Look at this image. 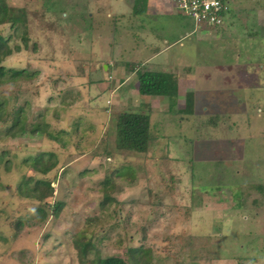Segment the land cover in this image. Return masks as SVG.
I'll list each match as a JSON object with an SVG mask.
<instances>
[{
    "label": "rangeland",
    "instance_id": "rangeland-1",
    "mask_svg": "<svg viewBox=\"0 0 264 264\" xmlns=\"http://www.w3.org/2000/svg\"><path fill=\"white\" fill-rule=\"evenodd\" d=\"M245 1L240 4L249 6ZM3 2L7 21L17 23L6 25L4 35L11 36V48H20L3 66L26 70L29 77L0 85V264L127 261L130 248H142L151 264H264V118H256L259 107L248 101L254 99L249 86L264 84V78L244 75L250 56H259L253 63L264 66L263 43L260 51L252 50L259 41L244 35L241 21L238 37L224 36L232 14L221 27L198 30L193 20L174 13L170 0ZM136 4L142 10L134 14ZM139 23L157 33L150 38L160 53L131 51L143 46ZM236 57L241 62H233ZM233 63L244 72L228 74L226 82L241 90L200 92L201 67ZM103 65L113 73L107 76ZM166 69L174 78L178 71L191 76L184 78L195 89L196 108L191 116L179 114L168 100L167 112L151 116L148 152L118 151V112H144L135 109L138 74ZM125 75L129 83L109 95L105 87L115 90L114 76ZM122 94L129 97L119 105ZM17 117L26 124L24 134L14 127ZM220 118L230 127H222ZM34 124L46 135L29 134ZM48 152L58 158L48 175L27 166V159ZM38 179L51 183L52 197L38 202L18 194V186L32 190ZM105 180L112 201H103ZM37 210L45 214L43 221ZM80 246L87 247L85 256Z\"/></svg>",
    "mask_w": 264,
    "mask_h": 264
},
{
    "label": "trees",
    "instance_id": "trees-1",
    "mask_svg": "<svg viewBox=\"0 0 264 264\" xmlns=\"http://www.w3.org/2000/svg\"><path fill=\"white\" fill-rule=\"evenodd\" d=\"M142 1V0H138ZM136 12H140L139 6L136 4ZM8 11L3 0H0V85L8 81H17L19 79H26L29 77L26 70H14L7 69L3 66V62L10 57L13 52H20L19 47L11 48L9 42L11 36L4 35L6 25L11 28H15L17 23L7 21ZM25 27L24 25H21ZM22 43L24 47H27L28 37L24 32L22 34ZM138 93L141 96H162L167 97L168 100L176 101L177 97V80L166 73L144 72L138 74ZM175 103V102H174ZM21 113L22 108H19ZM193 112V94H187L185 96V108L179 111V114L190 115ZM14 127H18V130L23 134L25 133L26 124L22 118L17 117L14 122ZM150 121L147 115L121 112L117 115L116 121V149L122 152H136L147 153L149 150V143L154 141V137L150 130ZM32 136L44 135L45 129L40 125H31L29 131ZM46 135V134H45ZM47 137L53 142H59L57 138L47 135ZM27 166L36 174L41 176L48 175L52 170L58 166V158L53 152L37 154L33 158L26 160ZM32 181V180H30ZM108 181H103V201H112L109 196L112 193V189L108 186ZM17 192L21 197L27 199H34L38 202L52 197L53 189L51 183L48 180L38 179L34 182V187L30 189H22V186H18ZM102 202V206L104 205ZM60 208H55L53 215H57ZM39 214L38 220L43 221L45 214L37 210ZM18 233L21 230V224L16 225ZM78 247V246H77ZM86 248H78L80 256L86 255ZM127 261L119 258H108L99 260V264H151L150 258L142 252V248H130L127 250Z\"/></svg>",
    "mask_w": 264,
    "mask_h": 264
},
{
    "label": "crops",
    "instance_id": "crops-1",
    "mask_svg": "<svg viewBox=\"0 0 264 264\" xmlns=\"http://www.w3.org/2000/svg\"><path fill=\"white\" fill-rule=\"evenodd\" d=\"M228 2H229V5H230V10L226 14V16L228 14H232V15H234V17L231 20L229 26L227 28L222 29V32H224V36L225 35L228 36V35L232 34L233 36L238 37V35L234 34V33H236V29H237L236 22L239 23V21H241L242 24L244 25L243 28H242V32H244V35L247 34L246 36H247L248 39L257 38L256 40L259 41L256 45L255 44L253 45V49L252 50H255V52L256 51H260L262 43H263V47H264V0H248L247 4H246V1H245L244 4L245 5H249V6L241 5L242 3L240 4V0H239V2H237V4H235V2L233 0H228ZM230 3H232L234 6H232ZM239 4H240L241 7L242 6L243 7L242 8L238 7ZM132 10H133L132 12L134 14L137 13V12H135V8L134 7H132ZM139 10L141 12L142 9L139 8ZM250 14L252 15V17L250 16ZM109 16H110V14H107V17H109ZM137 25L140 27V30L142 31L141 33H139V37L142 39L141 40V42H142L141 44L143 46L142 47H139V46L136 47V50H135V48H133L131 51H133L135 53H138V51H139V53H141L144 49L150 48L151 51L152 50L155 51V55L158 54V52L160 53V51H162V50H160V47H158V42L155 44V41L150 38L151 34L153 35L152 38H154V36L157 37V35H156L157 33H154L153 29L152 28L149 29V26H146L145 24L139 23ZM258 30L261 31V32H259ZM146 31H150V34L147 35ZM146 35H147V38H146ZM208 35L213 37L214 39H216L215 36L211 35V33H209ZM143 37H144V40H143ZM163 43L166 44V41H164ZM155 45H157V46H155ZM127 50L128 49H125V52L124 51L123 52H124V54L129 55V53H131V51L127 52ZM200 56H202L204 58V56H206V53L205 52L203 54L201 53ZM236 58L237 59L233 60V62H237V61L241 62V60H238V59H240L239 57H236ZM149 60L150 59L145 60L143 62L144 65H147ZM258 60H260L259 56H256V57L255 56H250L248 58V64H250L249 65L250 68H247V70H246L244 75H246L247 73H253V74H249L248 76L249 77H252V76H256V77L258 76L259 77L260 76V77L264 78V66H260L259 64L253 63V62L258 61ZM127 62L140 63L142 61L139 60V61H127ZM234 65L235 64L233 63V66H231L230 68L229 67L228 68H224L222 66H218V67H210V68L207 69V68L201 67V69H202V70L200 69L201 73H202L201 77H204V80H203L202 84H200V92H209L212 89H215V90H218V91L220 89L235 91L234 88H236L237 90H241L242 86L235 87L236 83H233V86H232V85L228 84L229 82H226L227 78H228L227 77L228 74H231L232 78H235L236 76L239 77L238 72L239 73L240 72L241 73L244 72V70L243 71H239V69H238L239 65H235V66ZM123 66H124L123 68L126 69L127 66L126 65H123ZM103 67L106 70V72L108 71L106 73L107 76H108V74L113 73V70L110 68V66L103 65ZM94 69H95V67H94ZM168 69H170V68H168ZM168 69H166V71L164 70L163 72H160V73H169V72H167ZM118 72L121 73V71H118ZM118 72H114V73L117 75ZM204 72L205 73H209V75L208 76L205 75ZM155 73H159V72H155ZM178 74L182 75L183 72L181 73V72L178 71ZM179 75H176L177 78H175L177 80V91H178L177 97H176V101H175V105H176V107H178L177 108L178 112L185 108V105H184L185 104V96L187 94H189V93L195 95V89L194 88H190L191 87L190 86V80L186 81V78H184L186 76L191 78V76H189V74H186V73L183 74V76H179ZM112 78L109 77L108 79L112 80ZM114 78L115 79H113V80H117L116 89L112 90L109 85L105 87L106 90L110 91L109 95L114 94L118 89L120 90L124 85L126 86V84L129 83V76H126V75L125 76H120L118 79L114 76ZM223 79H224V82H223ZM111 84L114 85V82H111ZM92 85H95V84H92ZM253 87L249 86L250 89L252 88V91H253L252 94H253L254 99L249 97L248 101L250 102L251 100H254V101H251V102L253 104H256V106L259 107L257 109L258 110V114H257L256 118L261 119V118H264V84H261V82L259 83L257 81L256 84L253 85ZM137 90H138V87H137ZM120 91H122V90H120ZM127 97H129L128 94H122L121 101L119 102V105L123 102L124 99L127 100L128 99ZM139 99H140L139 100V106H137L135 109H142V110H144V112L135 113V114L147 115L149 117L150 124H151V116H152V114H155V113L163 114V112H165V111L167 112V109L171 108V106H169V102H168V98L167 97H162V96H141L139 94ZM181 103H183V104H181ZM126 104L129 105V101L126 102ZM239 104H244V101L239 102ZM105 105H106V103H105ZM106 106H108V105H106ZM92 107H95V108L98 107V108H100V110L109 109V110L112 111L111 108H107V107H103V106H92ZM118 108H122V109L125 108L126 109L127 107H125V105H122V106H118ZM195 108H196V106H194V98H193V110ZM105 112L108 113L109 111H105ZM121 112H124V111H120V112H118V114L121 113ZM204 112H205V114H207V109H204ZM128 113H131V112H128ZM189 116H191V115H189ZM216 116L219 119L220 114L217 113ZM253 122H255L254 119H253ZM220 123H223L222 127H230L229 124L227 122H225L223 119L221 120V118H220ZM252 124H254V123H250V124L248 123L247 126L250 128V126H252ZM206 126L208 127V125H206ZM210 129H212V128H210ZM262 134H263V138H264V130L263 129H262ZM254 136H256V135H254ZM225 138L228 139V138H230V136L229 137H225ZM239 141H243V140L242 139L238 140V142H236V145L239 144ZM221 143H227V140H225V141H223ZM234 150L235 149L233 147L231 149V152H233Z\"/></svg>",
    "mask_w": 264,
    "mask_h": 264
},
{
    "label": "built area",
    "instance_id": "built-area-1",
    "mask_svg": "<svg viewBox=\"0 0 264 264\" xmlns=\"http://www.w3.org/2000/svg\"><path fill=\"white\" fill-rule=\"evenodd\" d=\"M177 12L196 24V28L221 27L230 10L228 0H170Z\"/></svg>",
    "mask_w": 264,
    "mask_h": 264
}]
</instances>
